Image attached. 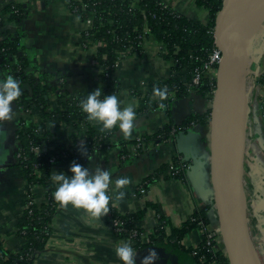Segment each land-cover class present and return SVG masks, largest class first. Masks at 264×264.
I'll return each instance as SVG.
<instances>
[{"label": "crops", "instance_id": "obj_1", "mask_svg": "<svg viewBox=\"0 0 264 264\" xmlns=\"http://www.w3.org/2000/svg\"><path fill=\"white\" fill-rule=\"evenodd\" d=\"M162 1L179 13L201 21L210 19L208 10L197 6L195 0ZM10 3L20 5L24 16L18 22H7L6 27L10 32L20 34L23 47L18 57L23 56L21 59L28 62L26 70L32 71L41 82H48L50 108L56 107L60 88L61 94L68 98L72 95L84 97L87 92L100 87L103 94L114 93L125 104L136 105L132 134L124 137L115 126L111 144L93 152L83 164L91 170L102 166L111 172L109 212L98 220L84 209L59 204L52 218V234L35 264H123L115 254L114 245L130 240L115 232L112 208L120 214L143 212L138 225L146 231H153L159 224V217H164L166 229L170 232L172 227H180L190 219L196 210L209 206L212 221L208 227L217 228L211 183V115L207 118V125L198 121L188 123L193 113L201 114L210 109V99L189 90L186 96L174 95L169 112L154 109L144 114L137 113L140 97L134 90L143 94L151 80H163L172 73L173 61L165 56L161 44L148 36L141 56L134 52L122 54L115 72L119 88L109 93L96 60L98 44L86 39V23L72 12L67 0H0L1 16L7 17L3 9ZM18 57L14 63H18ZM7 74L15 77L11 69L2 65L0 58V75ZM255 79L251 102L248 90L244 186L250 233L254 238L253 251L256 246L259 253L264 254V72ZM10 103L15 111L14 119L0 123V239L5 248L16 252L21 249L22 240L16 232L15 223L25 208L30 189L16 164V131L21 119L36 121L41 112L35 109L27 115L16 100ZM48 125L57 140L51 148L52 152L72 144L70 122L54 119L49 120ZM165 125L171 127L168 139L144 141V134L155 133ZM82 136L83 128L79 134V137ZM139 137L142 138L140 143ZM178 155L188 161L189 167L183 179L174 177L169 168ZM53 169L63 171L59 163H54ZM121 175L128 176L130 183L123 187L124 197L113 203L115 193L112 189L115 188V179ZM150 176L154 179L148 184L147 191L138 193V186ZM31 189L38 200L45 198L41 186ZM203 234L201 227L193 228L185 234L182 243L186 247H196L201 244ZM219 248L224 252L222 243ZM157 264L187 263L167 259Z\"/></svg>", "mask_w": 264, "mask_h": 264}, {"label": "trees", "instance_id": "obj_2", "mask_svg": "<svg viewBox=\"0 0 264 264\" xmlns=\"http://www.w3.org/2000/svg\"><path fill=\"white\" fill-rule=\"evenodd\" d=\"M224 0H195L199 7H204L209 12V20L201 21L199 18L179 13L173 7L165 4L162 0H69L70 8L77 6L75 13L84 22L87 18L92 19V25L87 27L85 37L98 44L96 60L101 68V78L105 82L109 93L119 88L115 76L117 63L124 53L143 54L144 41L148 36L161 44L167 58L173 61L171 75L163 80H151L146 91L142 94L134 90L140 97L138 114H144L154 109H164L169 112L170 103L175 96H186L189 90L207 96L210 91L209 80L202 79L199 86L190 85L195 68L203 64L208 54L215 46L214 26L216 15L222 8ZM0 15V58L2 65L14 72L15 78L20 81L22 94L16 100L22 110L33 112L39 109L41 117L38 120L23 118L16 131L18 141L17 166L22 175L29 183V195H36L31 189L41 186L44 189L45 198L36 203L27 205L17 218L15 228L22 240L19 251L11 252L4 247L0 239V264H35L38 254L44 250L50 235L52 234V218L56 212L59 202L55 201L52 193L55 183L51 181L50 175L54 171V163H59L64 172H69L73 161L83 165L90 155L111 144V136L115 130L102 129L99 123H91L86 119V114L81 111L80 100L83 96L66 97L58 94L60 99L56 107L50 108L48 97L50 86L45 80H38L34 73L27 71L28 62L18 57L22 51L20 34L10 32L6 24L10 21H20L23 16V8L15 3L7 4ZM15 37L14 39H12ZM18 57V63H14ZM187 82V83H186ZM154 87H166L167 96L161 101L153 95ZM163 104V107H161ZM210 110L205 113H193L188 123L198 121L207 125ZM211 115V114H210ZM60 120L71 123L72 144L69 147H58L55 152L51 148L56 144L55 133L48 125L49 120ZM84 129V136L79 137L80 130ZM171 127L165 125L152 134H144V141L163 140L168 138ZM81 141H84L86 152H81ZM39 147L40 153L32 150ZM125 152V151H124ZM21 153V156H18ZM181 163L188 161L180 156ZM178 157L174 160L178 161ZM179 173L174 177L185 178V170L179 166ZM70 174V172H69ZM154 178L149 177L144 181L148 184ZM28 202V200H27ZM210 207L205 206L194 212V219L186 220L180 227H172L168 232L167 221L159 217V224L151 232L152 244L161 245L168 243L180 261L187 264H228L229 258L221 250H214L205 244L206 237L199 247H186L182 241L185 234L193 228L201 227L200 222L209 225L212 221L209 214ZM114 218L123 221L125 229H139V217L143 212L120 214L115 208L111 212ZM120 237H128V232H117ZM139 250L148 244L137 242ZM166 260H160L163 263Z\"/></svg>", "mask_w": 264, "mask_h": 264}, {"label": "water", "instance_id": "obj_3", "mask_svg": "<svg viewBox=\"0 0 264 264\" xmlns=\"http://www.w3.org/2000/svg\"><path fill=\"white\" fill-rule=\"evenodd\" d=\"M240 1L224 0L215 17L214 36L216 45L222 50V60L218 65L215 94L210 107L211 183L214 187L217 228L222 236L229 264H254L243 162L248 121V91L245 71L240 73V67L246 64L249 39L231 27ZM231 108L239 114L236 143L229 137L227 130L226 121ZM224 176L233 181L234 195L231 205L226 203ZM151 248H155L159 253L155 264L160 260L179 259L166 242L140 249L137 253V264L139 258L146 255L147 250Z\"/></svg>", "mask_w": 264, "mask_h": 264}, {"label": "clouds", "instance_id": "obj_4", "mask_svg": "<svg viewBox=\"0 0 264 264\" xmlns=\"http://www.w3.org/2000/svg\"><path fill=\"white\" fill-rule=\"evenodd\" d=\"M22 94L21 83L12 74L0 75V123L14 119L15 111L11 103ZM153 95L161 101L167 96L166 87H154ZM136 105L125 104L116 94H103L97 87L81 98L80 108L86 114V119L97 122L102 129L110 130L118 126L124 137L132 134L135 125ZM163 107V104H161ZM84 141H81L80 151L86 152ZM70 172V174H69ZM69 172L53 171L50 175L51 181L56 185L52 196L61 206L69 204L78 209H84L92 217L99 218L109 212V202L112 196L109 186L112 183V175L109 169L97 166L94 170L89 169L73 161ZM130 183L129 177L121 175L115 179L116 201L125 195L123 187ZM119 189V191H117ZM116 256L123 264H137V252L130 241H121L114 245ZM159 253L155 248L147 250V254L139 258V264H155Z\"/></svg>", "mask_w": 264, "mask_h": 264}, {"label": "built area", "instance_id": "obj_5", "mask_svg": "<svg viewBox=\"0 0 264 264\" xmlns=\"http://www.w3.org/2000/svg\"><path fill=\"white\" fill-rule=\"evenodd\" d=\"M69 2V0H67ZM73 13L77 12V6L75 5L74 8H72ZM86 27H89L92 25V19L91 18H87L86 21ZM87 29V28H86ZM213 35H214V31H213ZM214 42H215V36H214ZM162 48V46H161ZM222 60V50L216 45L215 42V46L213 47L212 51L208 54L207 58L205 59V61L203 62L202 65H200L199 67L195 68V70L193 71L192 74V80L190 85H195V86H199L201 84L202 79L207 78L209 80L208 84L210 87V91L207 94V97L210 99V105L212 103L214 94H215V87H216V80H217V73H218V68H219V63ZM187 83V82H186ZM191 90V89H190ZM211 107V106H210ZM24 111V110H23ZM26 113V112H25ZM30 113V112H29ZM29 115V114H28ZM210 121H211V117H210ZM17 138V135H16ZM167 138H164L163 140H165ZM142 138L139 137L138 141L139 143L141 142ZM32 150L35 151L36 153H40L41 149L39 147H32ZM18 156H21V153H18ZM181 157L179 156L178 161L177 160H173L170 163V170L172 172L173 175L179 173L180 169L179 166L182 167L183 170H186L189 166L188 163H181ZM146 181H143L137 188V192L140 194H144L147 191V187H146ZM27 200L26 201V205L29 204H33L36 203L38 201V198L36 195H29L27 196ZM198 210H196L195 212H197ZM190 219H194L195 217L194 215L191 216ZM201 224V229L203 230V235H205L206 237V242L205 244L211 248H213L214 250H220L219 248V244L222 243V236L218 231V228H211L208 227V225L203 224V222H200ZM123 221L118 219V218H113V227L115 232H119V231H124V232H128V239L131 241L132 246L134 248V250L138 253L139 248L137 245V242L139 241L142 244H148L151 245L152 243V239H151V231H146L144 229H125L123 226ZM196 247H199L196 246ZM194 247V248H196ZM224 251V250H223ZM225 254V251L223 252ZM208 264H216V262H209ZM229 264V263H228Z\"/></svg>", "mask_w": 264, "mask_h": 264}, {"label": "bare ground", "instance_id": "obj_6", "mask_svg": "<svg viewBox=\"0 0 264 264\" xmlns=\"http://www.w3.org/2000/svg\"><path fill=\"white\" fill-rule=\"evenodd\" d=\"M259 3V4H258ZM258 4V6H256ZM264 23V0H241L238 9L231 22V27L236 29L245 38H250L254 31ZM262 29V28H261ZM261 32V31H260ZM257 33V31H256ZM243 66V65H242ZM240 67V73L244 67ZM227 117V130L229 137L234 143L237 142L239 114L231 108ZM226 186V203L231 205L233 202L234 186L233 181L228 176H224Z\"/></svg>", "mask_w": 264, "mask_h": 264}, {"label": "rangeland", "instance_id": "obj_7", "mask_svg": "<svg viewBox=\"0 0 264 264\" xmlns=\"http://www.w3.org/2000/svg\"><path fill=\"white\" fill-rule=\"evenodd\" d=\"M14 38L15 37H13L12 39ZM248 41L249 44L247 49V60H246V64H243L242 68L244 67L246 89L247 91L249 90V101L251 102L253 98L251 96L256 86L255 78L260 76V73L264 72V23L263 26L261 25L259 28H257L254 31V33L251 35ZM25 112L27 113V115L30 114L28 111ZM255 247L256 246H254L255 252L253 253L254 264H264V254H260Z\"/></svg>", "mask_w": 264, "mask_h": 264}]
</instances>
